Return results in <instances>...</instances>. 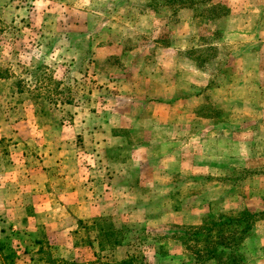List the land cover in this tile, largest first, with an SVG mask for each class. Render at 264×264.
Returning <instances> with one entry per match:
<instances>
[{
    "label": "rangeland",
    "instance_id": "1",
    "mask_svg": "<svg viewBox=\"0 0 264 264\" xmlns=\"http://www.w3.org/2000/svg\"><path fill=\"white\" fill-rule=\"evenodd\" d=\"M173 1L0 0V264H264V0ZM194 101L216 132L163 147Z\"/></svg>",
    "mask_w": 264,
    "mask_h": 264
},
{
    "label": "crops",
    "instance_id": "2",
    "mask_svg": "<svg viewBox=\"0 0 264 264\" xmlns=\"http://www.w3.org/2000/svg\"><path fill=\"white\" fill-rule=\"evenodd\" d=\"M208 47H212V45H209L207 47H202V46H195V49L193 48L191 51L192 52H198V51H201L202 49L201 48H204L205 50L208 48ZM247 48V47H246ZM242 49V53L245 52L244 50L246 49ZM197 50V51H195ZM246 51H248V48L246 49ZM199 57H196V56H193V64H194V68H196V70H199V68H202V62H201V59H198ZM249 68V67H248ZM260 72H262V68L260 67L259 69ZM249 75H244L242 78H241V81L239 84L238 82H235L234 85H235V88H239L241 87L242 89H245L247 94H249V91H248V88H249V84L246 85L245 83H249V80H247V77ZM232 79V80H231ZM235 79L234 76H229L227 80H229V83L233 82ZM259 83L261 84V82L259 81ZM234 88V91H236ZM245 93V92H244ZM197 95L198 93L194 94L193 98H197ZM185 97V98H183ZM183 97L181 96H178L177 99L175 101L178 102L177 106L180 105V108L184 107V104L189 101L187 100L188 98L186 97H189L188 95H184ZM245 97L248 98V96L245 95ZM236 100H238V97H235ZM232 100V99H231ZM185 101V102H184ZM194 105H193V108L185 114L186 117L183 118L182 115L181 116V119H175V117L172 116L171 118V114H167V116L165 115L164 116V119H161V121H163V125L161 126L162 128V131L165 133L163 134L161 140H163V147H165L167 144L168 146L170 144L172 145H175L177 146L178 148L181 147V150L185 149L188 144H185L184 142L181 141V137H182V134L185 135V133L188 131V132H191L193 131L194 136L195 138L193 139L194 143H195V148L196 149H200V146L201 143L200 142H203V140L201 139L202 136L204 134H206L207 132H210V133H214L216 132L217 128H218V124L215 122V119L214 117L216 116L217 113H215V110H217V106L216 105H219L217 103H212V105H214V107L212 106H206V107H203V105H199L198 103L196 104V101H194ZM173 105V104H172ZM171 104H166L164 103L163 104V108L164 107H168V109L165 108L166 112L167 113H170L171 110H173V107H172ZM199 105V107H198ZM202 110V111H201ZM208 112L206 114H203L202 112ZM225 113L228 117V115H231V112L233 111V106L232 104H230L229 106H225ZM177 111V110H176ZM165 112V113H166ZM203 114V115H202ZM227 120V119H226ZM203 121H205L206 123H203ZM192 126V127H191ZM205 126V127H203ZM244 126V125H243ZM222 129V128H220ZM225 133H226V136L228 133H230V139L228 140V138L226 139L225 143H224V147H225V156H226V163H228V160H229V157L228 156H232V143H233V122L232 121H229V124H228V121L225 123ZM176 134H178L176 136ZM180 134V136H179ZM157 139H155L153 142H151V144H147L146 146H143L142 144V148L143 147H147V148H150V147H154L156 145H153L155 142H156ZM152 141V140H150ZM153 143V144H152ZM207 144V148L208 149H213L216 147L217 144H215V139L214 140H205L204 142V145ZM194 148V149H195ZM139 150V148H137ZM210 153V151H208ZM182 152H177L176 153V156H181ZM170 154V153H169ZM212 154V153H210ZM171 155V154H170ZM205 158H208L207 156H203ZM195 159H193V162H191V165H195L193 166L194 170L195 169H200L201 170V164H202V161L203 159L199 157V152L197 153V156L194 157ZM184 161H178L176 164L177 165H181L183 164ZM207 160H204L203 163H206ZM185 163V162H184ZM190 163V162H189ZM190 165V164H189ZM197 166V167H196ZM141 180L142 178H148L147 175L146 176H143L141 175ZM170 178L169 176L166 177V179ZM167 188H170V183H167L165 185ZM169 190V189H167ZM255 200L256 199H251V201H249V203H246V207L250 206L252 208L253 211H256V212H262L264 211V203L262 204H259V207H252L251 204H255ZM259 200V199H258ZM244 207L246 210L249 209ZM249 211V210H248Z\"/></svg>",
    "mask_w": 264,
    "mask_h": 264
},
{
    "label": "trees",
    "instance_id": "3",
    "mask_svg": "<svg viewBox=\"0 0 264 264\" xmlns=\"http://www.w3.org/2000/svg\"><path fill=\"white\" fill-rule=\"evenodd\" d=\"M173 2H180V0H174ZM191 2V4H195V3H197L198 1H190ZM0 30H1V25H0ZM247 214H249L248 216L251 218L252 217V220L251 221H246V225L241 229V231H240V233H241V237L239 238L238 236H236V234H239V232H233V235L234 236H236V237H233L232 236V233H231V236L228 238L229 239V243H225V246H228V244H229V247L228 248H231L230 247V245L233 247V249L235 248L236 249V247L238 246V244H239V241L241 240L242 241V239H243V237L246 235V233H247V231L249 230L250 231V229H251V227H252V225H253V215L252 214H250V212H245V213H243V217H246L247 216ZM234 220V221H233ZM232 220V218L230 219V221H232L234 224H240V221L241 220H243V218L241 219V220H235V219H233ZM229 221V222H230ZM241 222H244V221H241ZM225 223V222H224ZM220 238H224V237H220ZM236 238V239H235ZM221 239H219V241H216V244L215 245H219L222 241H220ZM235 243V244H234ZM233 245H235V246H233ZM211 251H212V253H211V255L212 256H215L216 254H217V249L216 248H211L210 249ZM214 251V252H213ZM224 255V254H223ZM217 261L220 263V264H238L239 263V258H236L235 256H234V254L233 253H229V255H227L226 257H225V259H223V257H218L217 256ZM119 264H130V261L129 260H126V261H122V262H120Z\"/></svg>",
    "mask_w": 264,
    "mask_h": 264
}]
</instances>
